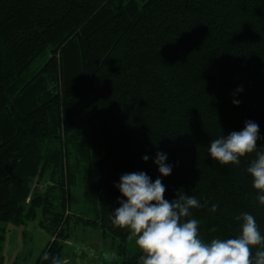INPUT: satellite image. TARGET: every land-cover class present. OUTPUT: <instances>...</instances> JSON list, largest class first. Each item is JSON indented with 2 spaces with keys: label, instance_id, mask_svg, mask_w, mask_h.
Instances as JSON below:
<instances>
[{
  "label": "trees",
  "instance_id": "obj_1",
  "mask_svg": "<svg viewBox=\"0 0 264 264\" xmlns=\"http://www.w3.org/2000/svg\"><path fill=\"white\" fill-rule=\"evenodd\" d=\"M247 121L264 152V0H0V223L40 210L51 238L35 264H50L44 252L63 259L75 185L74 223L118 238L115 264H138L128 230L111 222L133 172L161 179L169 202L194 196L203 207L189 218L206 242L237 236L242 213L264 235L247 173L255 153L238 165L208 153ZM35 177L44 189L26 202Z\"/></svg>",
  "mask_w": 264,
  "mask_h": 264
},
{
  "label": "clouds",
  "instance_id": "obj_2",
  "mask_svg": "<svg viewBox=\"0 0 264 264\" xmlns=\"http://www.w3.org/2000/svg\"><path fill=\"white\" fill-rule=\"evenodd\" d=\"M258 139L259 125L247 121L243 130L211 140L208 153L221 165H238L241 158L255 153L247 173L253 189L259 193L256 199L264 205V152L257 151ZM148 159L143 157L144 161ZM166 159L165 154L157 153L154 161L165 177L172 172ZM117 187L125 199L113 212L111 222L114 227L128 230V238L134 240L140 253L138 264H264V235L252 214L235 217L240 228L234 238L206 242L201 237L199 220L189 218L191 209L203 207L194 196L180 195L169 202L164 198L166 187L161 179L153 182L144 172L122 175ZM217 208L213 204L210 211L214 213ZM253 248L257 249L254 254ZM42 260L66 264L60 256L48 252L43 253Z\"/></svg>",
  "mask_w": 264,
  "mask_h": 264
},
{
  "label": "rangeland",
  "instance_id": "obj_3",
  "mask_svg": "<svg viewBox=\"0 0 264 264\" xmlns=\"http://www.w3.org/2000/svg\"><path fill=\"white\" fill-rule=\"evenodd\" d=\"M43 185L35 177L28 197L33 192L43 191ZM82 189L80 185L68 190V209L65 216L68 222L63 231L67 238L63 241V260L66 264H115L120 259L119 241L111 235L103 234L98 228H91L81 223H74L73 215L82 209ZM40 210H36L33 220L23 225L0 223V254L3 264H35L40 252L49 242L50 234L40 226ZM126 246L129 252L135 248L133 240L128 239Z\"/></svg>",
  "mask_w": 264,
  "mask_h": 264
}]
</instances>
